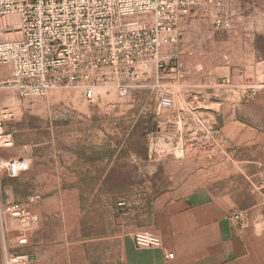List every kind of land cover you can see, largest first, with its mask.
<instances>
[{
  "label": "built area",
  "instance_id": "1",
  "mask_svg": "<svg viewBox=\"0 0 264 264\" xmlns=\"http://www.w3.org/2000/svg\"><path fill=\"white\" fill-rule=\"evenodd\" d=\"M239 15L230 0H0V66L11 70L0 76V91L9 93L12 102L76 90L95 103L110 92L126 96L133 89L152 90L163 137L171 140L173 155L182 158L190 148L186 121L205 133L210 125L194 105L183 104L189 90H178L187 72L180 55L188 43L198 44L211 33L201 29L198 18L208 17L213 30H219L231 29ZM224 83L233 85L230 78ZM249 91L256 94L254 88ZM14 116V103L0 106L1 148L14 146L6 129ZM29 166L24 157L0 158L2 264L32 260L21 249L29 246L40 222L34 209L40 196L10 200L2 192L4 174L16 178ZM258 187L264 194V183ZM246 217V210L230 212L242 224ZM260 223L264 226V218ZM133 239L140 247L162 246V239L148 230L134 232Z\"/></svg>",
  "mask_w": 264,
  "mask_h": 264
},
{
  "label": "rangeland",
  "instance_id": "2",
  "mask_svg": "<svg viewBox=\"0 0 264 264\" xmlns=\"http://www.w3.org/2000/svg\"><path fill=\"white\" fill-rule=\"evenodd\" d=\"M230 4L240 14L231 29L213 30L208 17L197 19L201 29L211 33L181 53L182 63L192 66L182 80L193 73L196 82H213L205 90L204 102L195 103L204 112L219 111L221 117L259 112L256 122L263 123L264 0H230ZM10 73L8 67L0 66V76ZM228 78L233 85L224 83ZM250 88L255 95H250ZM238 89L242 90L240 101ZM8 95L0 91V106L14 103L15 109L6 129L13 135V147L33 156L34 170L5 182L6 198L38 195L36 208H53L59 206L57 192L99 189L150 200L180 189L196 170L183 159L190 148L185 157L176 158L171 140L160 134L164 125L155 114L152 90L133 89L126 96L110 92L95 103L85 101L76 90L15 97L12 102ZM221 121L217 117V124L209 123L219 129ZM43 217L51 228L59 227L54 211ZM21 251L28 252V246Z\"/></svg>",
  "mask_w": 264,
  "mask_h": 264
},
{
  "label": "crops",
  "instance_id": "3",
  "mask_svg": "<svg viewBox=\"0 0 264 264\" xmlns=\"http://www.w3.org/2000/svg\"><path fill=\"white\" fill-rule=\"evenodd\" d=\"M194 36L195 32L190 40ZM188 44L186 50L196 46ZM184 66L192 71L189 62ZM196 81L193 73L179 81L180 89L189 90L183 104L194 105L209 125L217 117L222 121L219 129L210 125L208 133L186 121L184 134L191 152L183 159L196 168L186 183L150 200L99 189L55 193L59 206H34L41 219L32 230L29 264L262 263L264 194L258 186L264 183V122H256L259 112L222 117L219 111L204 112L195 103L204 102L205 90L213 82ZM14 147H0V158L24 157L30 166L22 174L31 173L33 156ZM12 180L3 175L4 197V183ZM234 210L247 211L244 224L230 218ZM48 211L57 215L53 218L57 229L43 217ZM138 230L157 234L162 246H137L133 233Z\"/></svg>",
  "mask_w": 264,
  "mask_h": 264
},
{
  "label": "bare ground",
  "instance_id": "4",
  "mask_svg": "<svg viewBox=\"0 0 264 264\" xmlns=\"http://www.w3.org/2000/svg\"><path fill=\"white\" fill-rule=\"evenodd\" d=\"M4 67V66H3Z\"/></svg>",
  "mask_w": 264,
  "mask_h": 264
}]
</instances>
